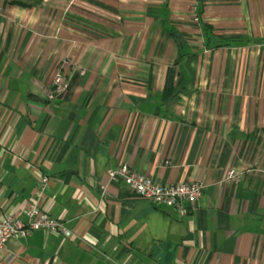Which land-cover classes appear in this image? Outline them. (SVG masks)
<instances>
[{
	"label": "crops",
	"instance_id": "crops-1",
	"mask_svg": "<svg viewBox=\"0 0 264 264\" xmlns=\"http://www.w3.org/2000/svg\"><path fill=\"white\" fill-rule=\"evenodd\" d=\"M195 2L0 0V215L70 231L0 264H264V0ZM121 162L206 187L180 218L110 181Z\"/></svg>",
	"mask_w": 264,
	"mask_h": 264
},
{
	"label": "built area",
	"instance_id": "built-area-1",
	"mask_svg": "<svg viewBox=\"0 0 264 264\" xmlns=\"http://www.w3.org/2000/svg\"><path fill=\"white\" fill-rule=\"evenodd\" d=\"M194 19L199 22V2L196 0L192 6ZM69 87L65 73L59 69L53 77V86L48 93V98L53 100L61 97ZM110 181L121 180L128 185L130 190L138 197L148 199L155 205L168 206L176 210L180 218L187 216L200 199L206 184L201 180L163 184L150 175L135 170L127 162H121L108 170ZM240 173L235 168L228 169L225 180L237 182ZM50 184V177L41 174L36 194L42 195ZM27 220L14 214L0 215V249L13 237H27L34 230L43 229L51 233L70 234L65 225L43 211L37 202L26 210Z\"/></svg>",
	"mask_w": 264,
	"mask_h": 264
},
{
	"label": "trees",
	"instance_id": "trees-1",
	"mask_svg": "<svg viewBox=\"0 0 264 264\" xmlns=\"http://www.w3.org/2000/svg\"><path fill=\"white\" fill-rule=\"evenodd\" d=\"M176 36V38H179L177 35H175Z\"/></svg>",
	"mask_w": 264,
	"mask_h": 264
}]
</instances>
